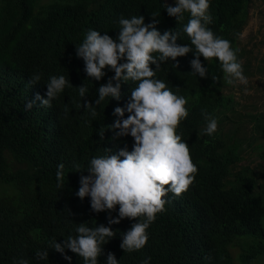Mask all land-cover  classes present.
<instances>
[{
  "label": "trees",
  "instance_id": "16d2710c",
  "mask_svg": "<svg viewBox=\"0 0 264 264\" xmlns=\"http://www.w3.org/2000/svg\"><path fill=\"white\" fill-rule=\"evenodd\" d=\"M253 1L210 0L209 5L208 27L238 49L243 69L250 68L253 56L239 47L238 39L249 22ZM121 15H143L146 23L156 19L161 32L179 31L177 43L190 44L182 31L190 14L185 12L177 23L163 0H0V180L16 188L15 195L0 198V264H13V258L21 256L30 264H83V258L71 250H66L70 262L54 249H49L47 262L37 261L35 252L48 247L51 239L63 242L75 235L80 222L90 227L108 223L107 210L95 212L89 197L75 195L80 175L88 173L74 166L86 168L93 156L114 154L120 148L131 151L133 137L113 139L114 130L108 125L118 118L113 109L126 104L135 84L122 83L121 98H106L95 106L97 114L92 117L82 107L76 86L85 83L84 99L92 102L96 89L114 73L106 68L100 80L86 78L84 61L75 50L88 29L116 37ZM194 58L190 51L176 58L177 66L164 62L156 76L186 98L188 116L177 131L197 166L195 178L179 196L167 193L165 210L150 223L143 248L127 252L120 247V234L138 218L112 224L116 236L103 245L98 264H104L110 251L119 264H140L144 257H151L150 264H237L235 250L240 252L239 264L264 259V113L236 112L233 97L223 93L229 83L218 59L205 61L201 55L208 75L199 77L191 72ZM33 73H40L41 81L30 85ZM61 74L70 78L73 87L53 99L50 107L25 111L28 99L45 94L48 77ZM202 109L217 120L211 135L204 131ZM246 152L258 155L260 162L241 164ZM60 163L64 164L62 188L56 182Z\"/></svg>",
  "mask_w": 264,
  "mask_h": 264
},
{
  "label": "clouds",
  "instance_id": "9594fccd",
  "mask_svg": "<svg viewBox=\"0 0 264 264\" xmlns=\"http://www.w3.org/2000/svg\"><path fill=\"white\" fill-rule=\"evenodd\" d=\"M164 9L177 23L189 13V19L182 31L190 39V44L177 43L179 31L168 29L161 32L156 25L158 20L145 22L143 15L118 17L119 25L116 37L105 31L88 29L81 43L76 44V56L84 61L86 78L100 80L106 75L105 69L114 74L106 83L97 89L94 101L84 98L88 94L85 83L76 86L77 94L82 98V107L92 117L96 116V107L106 98H121V86L124 82L135 84L130 90V97L124 106H116L113 114L118 118L108 128L114 130L113 139L130 135L133 137L131 151L126 147L118 152L102 156H93L86 168L75 165L77 171L86 170L81 174L79 188L75 195L83 199L90 198L93 211H108L106 224L88 226L80 222L75 226V235H68L63 242L57 239L48 241V247L37 249V261L47 262L49 249L60 252L67 261L72 260L66 250L83 258V264H98V257L103 253V245L116 236L112 224L123 218H138L131 227L120 234V247L127 252L139 250L148 241L147 229L156 214L165 210L168 202L167 193L179 196L188 189L195 178L197 166L190 155L186 140L182 139L177 128L188 116L187 101L166 86V82L157 78L156 71L161 64L171 61L174 66L179 64L176 59L193 51L195 58L190 61L191 72L199 77L208 75L205 61L217 58L228 83L247 85L248 78L244 74L241 62L237 59V51L228 39L215 34L208 27L212 23L209 10L210 0H175L170 4L163 0ZM153 17L158 14H151ZM213 76V80L215 81ZM41 81L40 73L31 74L28 83L34 85ZM44 95L36 93L35 97L25 102V111L34 106L50 107L53 99L66 88H72L70 78L65 75H50L47 79ZM77 107H81L77 104ZM67 110V109H66ZM125 112L128 115L125 117ZM201 114L207 122L204 131L208 135L217 129V120L209 118V113L202 109ZM104 127L99 130L101 138ZM64 164L57 165V187L64 185ZM168 185V187H165ZM118 205V208H117ZM117 215L112 216L111 212ZM151 257H144L140 264H150ZM13 264H30L24 257L13 258ZM104 264H119L113 252H108Z\"/></svg>",
  "mask_w": 264,
  "mask_h": 264
},
{
  "label": "rangeland",
  "instance_id": "374dc122",
  "mask_svg": "<svg viewBox=\"0 0 264 264\" xmlns=\"http://www.w3.org/2000/svg\"><path fill=\"white\" fill-rule=\"evenodd\" d=\"M167 1L170 4H175V0ZM238 45L253 56L250 68L243 69L248 78V84L229 83L223 93L233 97L232 105L236 112L246 115L264 113V0L253 1L249 22L238 39ZM258 162H260L258 155L246 152L241 164L255 166ZM15 194L16 188L13 185L0 180V198ZM233 256L236 263L239 264L240 252L233 251ZM256 264H264V259Z\"/></svg>",
  "mask_w": 264,
  "mask_h": 264
}]
</instances>
